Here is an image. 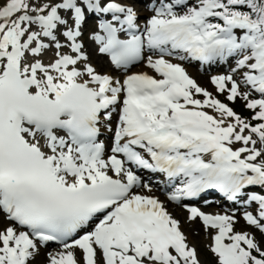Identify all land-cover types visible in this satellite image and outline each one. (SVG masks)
<instances>
[{"label":"snow or ice","instance_id":"snow-or-ice-1","mask_svg":"<svg viewBox=\"0 0 264 264\" xmlns=\"http://www.w3.org/2000/svg\"><path fill=\"white\" fill-rule=\"evenodd\" d=\"M0 264H264V0H0Z\"/></svg>","mask_w":264,"mask_h":264},{"label":"bare ground","instance_id":"bare-ground-1","mask_svg":"<svg viewBox=\"0 0 264 264\" xmlns=\"http://www.w3.org/2000/svg\"><path fill=\"white\" fill-rule=\"evenodd\" d=\"M193 69V68H192ZM192 69H190L194 74H196ZM200 80H203L204 81V79L203 78H199ZM197 240L199 239V238H196Z\"/></svg>","mask_w":264,"mask_h":264},{"label":"rangeland","instance_id":"rangeland-1","mask_svg":"<svg viewBox=\"0 0 264 264\" xmlns=\"http://www.w3.org/2000/svg\"><path fill=\"white\" fill-rule=\"evenodd\" d=\"M202 76H203V75H202ZM203 77H204V76H203ZM205 79H206V78H205ZM198 240H199V239H198ZM198 240H197V241H198ZM200 247H201V251L203 252V244H201Z\"/></svg>","mask_w":264,"mask_h":264}]
</instances>
